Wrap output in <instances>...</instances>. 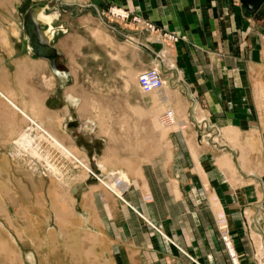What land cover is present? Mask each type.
Returning a JSON list of instances; mask_svg holds the SVG:
<instances>
[{"label":"crops","instance_id":"1","mask_svg":"<svg viewBox=\"0 0 264 264\" xmlns=\"http://www.w3.org/2000/svg\"><path fill=\"white\" fill-rule=\"evenodd\" d=\"M68 1L82 5L85 11L94 9L99 18L108 6H123L160 30L150 33L145 26L119 21L117 33L127 34V43L122 45L127 50L119 52L116 32L86 13L82 15V56L87 55L84 48L96 44L111 66L122 60L141 71L158 61L160 65H155L176 94L166 119L180 127L186 124L166 133V114L162 118L150 112V104L134 107L137 100L108 102L95 97L88 102L82 98V158L92 177L74 191L82 198L79 203L74 198V208L82 207L76 212L82 218V233H102L109 240L107 249L101 250L105 259L100 262L89 256L91 246L84 240L82 264L183 262L186 258L178 257L173 245L165 249L162 237L150 234L146 221L173 237L197 264H231L222 235L230 239L238 264H258L255 254L260 235L264 236V20L244 12L240 0ZM19 2L0 0V184L29 190L36 184L17 182L18 175L12 171L25 169L9 160L12 144L30 126L25 116L66 147L65 142L73 143L69 122L77 126L80 122L73 117L72 108H76L67 96L70 85L65 92L50 90L56 62L50 64L49 59L32 54L28 45L25 51L16 48L22 28L16 15ZM88 25L100 27L113 39L108 47L112 56L91 37ZM162 31L177 40L165 41ZM256 33L261 34L259 42ZM91 55L96 61L102 59L98 51ZM122 71L117 67L114 75L123 76ZM111 88L112 92H128L131 85ZM136 89L140 94L138 85ZM137 109L143 110L138 117ZM112 168L125 170L131 180L124 194L129 204L125 208L122 200L97 181L102 171ZM14 197L19 201L21 224L15 228L21 239L1 222L2 227L17 241L38 247V239L33 243L22 231L28 225L23 203L36 206L37 198L28 196L34 199L31 203L21 194ZM41 204L44 212L45 203ZM51 216L43 213L39 220L46 235L50 233L55 253L60 245H54L58 235L55 226L49 225ZM63 259L67 262L64 255Z\"/></svg>","mask_w":264,"mask_h":264},{"label":"rangeland","instance_id":"2","mask_svg":"<svg viewBox=\"0 0 264 264\" xmlns=\"http://www.w3.org/2000/svg\"><path fill=\"white\" fill-rule=\"evenodd\" d=\"M67 2L69 1L68 0H63V1L62 0H21V2H19L17 6L16 15L19 18V22L22 24V28L20 32V37L16 42V48H18L19 51L20 50L25 51V48H27L26 45H28L31 42V40H33L34 38L36 39L39 38L42 35V33L48 31V29L52 31V35L51 38L49 39V43L52 46H54L55 49H58L57 51L58 53L54 60V62H56L55 82L52 85V87H50V90H57L58 92L59 91L61 92L63 90L65 92V88L70 85L68 87L67 96L69 94L71 98L75 101L74 104L71 103V105L76 108V110H73L74 108H72V114L74 118L79 120L80 126L74 125V122H69L70 125L68 126H70L71 129V136L73 143L70 142L67 144L65 140L64 142L67 146L71 147V150L73 152H77V154L79 155L78 157L80 158L82 157V98H84V100L88 102L95 100V97L108 102L117 99L119 101L137 100L139 104L134 106L137 107L140 104L144 106L142 102L147 103L148 105L150 104L149 103L150 93L142 94L140 91L139 94V91L136 89L138 85L137 76L140 71H136L131 67L127 66L129 65V63L122 61L121 59H120L121 61H115L114 62L115 64L111 66L112 64L107 59V55L104 54L102 48L99 47L98 45L96 44L88 45L87 48L83 49V52L87 54L86 57H84L85 55L82 56V45L83 43H85V40L82 39V32H83L82 15L86 13L88 14L90 13L93 17H98V16L94 9L87 8V10L85 11L82 10V5L70 4ZM34 7L40 8L45 16H49V19H45V21L47 22L51 21V22L46 23L39 20V22L37 23L38 28L36 29L35 24L33 22L34 17L31 16V9ZM100 15L102 16V18L99 17L98 18L102 22V24L109 31L116 32L117 40L121 45L120 47L117 48L119 52L127 50L126 46H122L125 43H127V39L125 38L127 34H125L124 32H121L122 34L117 33V31H120L118 30L117 27L120 26L119 21L120 22L127 21L129 24L133 26H142V27L145 26V28H147L149 30L148 32L150 33L160 31L158 30L157 27L154 26V24L148 21H144L140 15L131 12L128 8H125L123 6H118V5L108 6L104 12H101ZM262 19L264 20V18ZM262 19H259V21H262ZM87 28H89L88 30L90 32L91 37L98 43L106 46L109 56H112L109 48L114 43L112 42L110 44V39L112 41L113 39L111 37L109 39L108 34L103 33V31L99 29L100 27L98 26L88 25ZM36 30L39 32L36 33ZM94 30H99L102 33L95 35ZM256 34L259 42V40L262 39L261 34L260 33H256ZM161 36L162 39H164L165 41H171V42H175L178 38L174 34L169 33L167 31H162ZM93 51H98L99 53H101L102 59L99 61L93 59L91 55ZM128 53L129 52H127V57L130 54ZM51 63L52 61L50 60V64ZM155 64H159V62L156 61ZM155 64L152 65L151 67L155 66ZM117 67L120 70L121 69L124 70L122 71L124 74L123 76L117 77L114 75L115 68ZM158 68H160V66H158ZM132 71L133 73H135L134 77L129 75ZM68 72H70V75L65 76V73ZM162 75L165 82V88L168 89L170 92L169 100L166 101V103L164 104V114H166L165 120L167 122L166 133H168L170 130L182 128L186 124L182 123V126L180 127V125L169 124L168 120L166 119L168 118L167 112L169 110V106L171 105L173 97L176 94L173 93L168 88L163 72ZM121 84L126 86L131 85V88L128 90V92H118V93L112 92V90L114 89L111 88V86L121 85ZM161 89H159V91ZM135 112H136L135 115L138 117V115L142 114L143 110L137 109L135 110ZM56 117L59 118L60 115ZM183 122L185 121L183 120ZM24 127L26 128L27 124H25ZM73 129H75V131ZM63 131H65L66 133L65 129H63ZM54 133L56 134L57 137H59L62 140L65 137L64 135L58 136L56 132ZM47 144L48 143L45 142L44 146L41 147V149H45V151H47L48 149ZM38 148H40V145ZM38 148H31L29 151L30 156L26 155L27 157H25L26 159L27 158L29 159L28 161H30L31 158L35 161L36 163L35 166L39 168L38 175L35 174L33 175V173H30V171H26V172L25 171L18 172L15 170L12 171L13 173L18 175L15 176L16 180L19 179V181H22V183L25 185L30 186L31 183L29 180L33 181L34 182L33 184L34 185L36 184L34 188H29V190L28 188H26L27 190H24L23 188H16L15 186L16 184H13V186H8L7 184H0V186L4 190L10 189L11 191L10 193L12 194V196L5 197V203L8 211L3 212L2 214L5 218L0 214V224L1 222L5 223L6 228L10 231V233L11 234L16 233L17 236L21 239L20 231L17 228H15L19 224H21V221L19 219L21 215L18 212L20 208L18 204L19 201L18 198L14 197L17 196L15 189H17V192L19 191V193L22 196V199H24L27 202L29 200L28 196L33 195V198L35 197L37 198L36 201L38 202V204L36 205L37 206L36 207L35 205H29L23 203L24 204L23 208H31L32 213L24 212L27 213L28 225L26 228H24L25 231L24 230L22 231L30 235V240L33 243H36L35 241L38 239L39 246L37 247L35 245H32V243H26L25 241L23 242H21L20 240L17 241L15 237L10 235L3 227V232L7 236L0 237V264H82V257H84V253L82 252V246L84 240H88V243L92 248V249L91 248L88 249L89 256L97 260V262L102 261L105 258L101 250L105 251L107 249L109 240L98 241L96 237L91 234V232L88 233L87 231L86 232L84 231V233H82V220H81L82 218H80L76 213V212H81L82 207L77 205V211L74 208L76 207V205H74L76 202L75 199L77 200V203H79V200L82 199L80 197V193L77 191L74 195V191L76 190L77 187H82V182H85L89 177H92L91 172L88 173L82 167L78 165H74V163L71 162L72 158L70 157L68 158L67 156L62 157L59 154L60 149L58 148L54 149L53 151L55 152H53L52 149H48L49 151L50 150L52 151V154L54 153L56 154V155L54 154L55 156L53 155V161L51 163H54L58 167H61V169L65 170L69 174L68 176L76 175L77 179L75 183L72 184L73 189H71L69 193H67V191L65 192L60 186L55 184L54 189L52 190L54 191V193L51 191L49 195H47L49 190L48 187H50L52 183L49 177L47 176L48 171H47V167H45V163H46L45 156L39 154L40 151H38ZM21 164H23L24 166L26 165L24 162ZM24 168H28V167H24ZM105 174H107V172L102 171V176H98L97 178L98 184L101 182L100 179L103 178ZM21 175L26 176L27 179L24 180V178ZM37 181L43 183L42 184L43 186L40 184L42 188L40 187L39 184L36 183ZM37 188L39 189V191L41 189L40 193H42V195L45 194L44 197L42 198L39 197L38 195L39 191H37L38 190ZM25 192H27L26 193L27 196ZM72 194L74 197L72 196ZM29 201H31L32 203L34 199L33 201L32 199H30ZM47 201H50V205L46 204ZM41 203H45L44 212H42L40 209L42 207ZM46 206L49 208L48 211H47L48 208ZM47 212L50 214L51 213L54 214V217L53 216L50 217L49 225L52 224L51 228L52 226L53 227L55 226V228L53 229L56 231V235H58L57 237L58 242L55 241L54 245L58 243L60 245V248L58 247L55 253H53V250L50 247V240H49L50 233L49 235H46L47 229L45 230L43 228L42 223L39 220L40 216L43 213H47ZM29 214L30 215L33 214V216L37 217L36 220H32ZM53 218H55L56 221L53 222ZM146 222L150 228V234L154 232L157 237L158 236L160 238L162 237L165 249L167 245H171V246L173 245V247L176 248L177 253L179 254L178 257L184 256L186 258L183 260V262L179 259L180 263L177 264H197L181 248L180 244L177 243L173 237L165 234L162 230L161 232L160 230H157L158 228L154 224H151V222L150 223L148 221ZM35 231L36 233L38 232V236L33 235ZM101 234L102 233H100L99 235ZM83 236L86 238H83ZM260 236H261L260 237L261 241H259L258 254H255V258L258 264H264V249H262L263 248L262 246H264V236H262V234ZM226 237H227L226 235H222L221 241L223 242L224 247L228 252V256L230 258L231 264H236L234 260L236 259L237 261L236 256H231V254L229 253L230 249L234 251L233 246L231 244L230 239L227 237V243L229 242L230 244L229 245L230 247L228 249L227 243L225 241ZM54 238L56 237L54 236ZM28 244L32 245V247H29ZM110 245L112 247V244ZM102 246L104 249H102ZM34 248L36 250L39 249V251L37 252ZM96 250L97 252H95ZM233 254L235 255V252ZM63 255L67 258V262L63 259ZM106 263L110 264L108 262Z\"/></svg>","mask_w":264,"mask_h":264},{"label":"bare ground","instance_id":"3","mask_svg":"<svg viewBox=\"0 0 264 264\" xmlns=\"http://www.w3.org/2000/svg\"><path fill=\"white\" fill-rule=\"evenodd\" d=\"M8 1L13 2L14 0H8ZM36 18L38 21L41 20L43 22H46L45 19H49V16H45L42 13V10L38 9L36 12ZM94 32H95V35L101 33V31H99V30H94ZM51 35H52V31L48 29V31L42 33V35L39 37V40L43 44H47V45L52 46L49 43V39L51 38ZM30 51H31V49H30ZM56 52H57V50H56ZM36 56H39V55H36ZM155 67L158 68L157 65H155ZM134 74L135 73H133V71H132L129 75L134 77ZM140 91L142 94L143 93L144 94L150 93V98H149L150 112L156 113V114L160 115L162 118H164V104L166 103V101L169 100V97H170L169 90L165 88V82H164V85L162 86V89L160 91L159 90H152L150 92H143L141 89H140ZM69 100L72 104L75 103V101L71 98V96L69 97ZM135 114H136V112H135ZM23 115L25 116V114H23ZM25 117H27V119L29 120L30 126L28 127L27 131H25L21 135L19 140L15 144H12L10 151H9V153L11 154V156L9 157L10 162H14L15 164L21 165V167H23V169H25V171H30V173H33V175L34 174L38 175L39 168H37V166H35L36 165L35 161L32 158L30 161H28L29 159L28 158L26 159L25 157H27L26 155H29V153H30L29 151L31 148H38L40 145V148H38V151H40L39 154H41L42 156H45V160H46L45 167H47V171H48L47 176L49 177V179L51 180V183H52L51 184L49 182L51 185H50V187H48L49 190H48L47 195H49V193L54 189L55 184L60 186L65 192L67 191V193H69L71 191V189H73L72 184L75 183L77 176L76 175L68 176L69 174L65 170L61 169V167H58L54 163H51L53 161V155L55 154V153L52 154V151L56 148L60 149V152L59 151L58 152L62 157L67 156L68 158L69 157L72 158L71 162H73L74 165H78V166L82 167L83 169H85L88 173H90V171L87 167V164L85 163L86 162L85 158L84 157L79 158L78 157L79 155L77 154V152H73L69 147L64 146L62 144V142L58 141L54 136L49 134L42 126H40L32 118H30L28 116H25ZM34 132H37V133H34ZM41 142H42V145H41ZM45 142L48 143L47 144L48 149H52V151L51 150L49 151L48 149H47V151H45V149H41V147L44 146ZM53 152H55V151H53ZM23 162L26 164L25 166L23 164H21ZM24 167H28V168H24ZM104 177H105V179H104ZM104 177L100 179L101 183L103 184L102 186L105 189H107L108 191H110L111 193H113L117 198H119L120 201L122 200V202L124 204L123 205L124 208L127 205H129L128 202L124 198L125 192L131 186V180L129 179L128 173L123 169H113L112 168L109 171H107V174H105ZM42 184L43 183H41V185ZM41 185H40V187L42 188L43 185L42 186ZM16 188H18V187L16 186ZM15 191H16L17 195H20L19 191L17 192V189H15ZM37 191H39V189ZM40 191H41V189H40ZM40 191H39L38 195L40 198H42V197H44L45 194L42 195V193H40ZM10 192H11L10 189L4 190L0 186V213L8 211V209L6 208V206L4 204V198L3 197L4 196H12V194ZM52 192L54 193V191H52ZM42 200H44V199H42ZM23 209L25 212L32 213L31 208H23ZM30 217L32 220H36V218H37V217L33 216V214H31ZM220 225L222 226V224H220ZM99 233H100V231H99ZM91 234L93 236H95L98 241L99 240H101V241H105V240L107 241L108 240L104 234L99 235L98 233H95V232L91 233ZM4 236H7V235L3 232V227L0 224V237H4ZM228 245H230L229 242H228ZM262 247H263L262 249H264V246H262ZM102 249H104L103 246H102ZM230 251L232 254L234 253V251L232 249H230ZM233 256H235V255L233 254ZM234 260H235V263L237 264L236 259H234Z\"/></svg>","mask_w":264,"mask_h":264},{"label":"water","instance_id":"4","mask_svg":"<svg viewBox=\"0 0 264 264\" xmlns=\"http://www.w3.org/2000/svg\"><path fill=\"white\" fill-rule=\"evenodd\" d=\"M240 3L244 12L254 15L258 19L264 18V0H240ZM38 9L40 8L34 7L31 9V16L34 17L33 22L36 29L38 28L37 23L39 22L36 18V12ZM38 32L39 31L36 30V33ZM28 46L31 49L32 54L46 57L51 60L52 63L57 56L56 49L53 46L43 44L39 38L31 40Z\"/></svg>","mask_w":264,"mask_h":264},{"label":"built area","instance_id":"5","mask_svg":"<svg viewBox=\"0 0 264 264\" xmlns=\"http://www.w3.org/2000/svg\"><path fill=\"white\" fill-rule=\"evenodd\" d=\"M137 84L143 92H150L152 90H159L164 85V79L160 68L155 66L146 68L139 72L137 76ZM227 243V237H226ZM228 249L229 245L227 243ZM231 256L233 254L229 251Z\"/></svg>","mask_w":264,"mask_h":264}]
</instances>
